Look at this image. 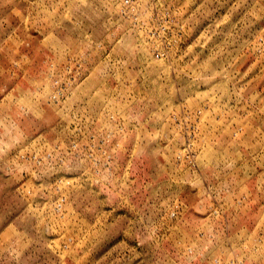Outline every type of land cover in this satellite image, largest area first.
<instances>
[{
  "label": "rangeland",
  "instance_id": "rangeland-1",
  "mask_svg": "<svg viewBox=\"0 0 264 264\" xmlns=\"http://www.w3.org/2000/svg\"><path fill=\"white\" fill-rule=\"evenodd\" d=\"M0 264H264V0H0Z\"/></svg>",
  "mask_w": 264,
  "mask_h": 264
},
{
  "label": "built area",
  "instance_id": "built-area-1",
  "mask_svg": "<svg viewBox=\"0 0 264 264\" xmlns=\"http://www.w3.org/2000/svg\"><path fill=\"white\" fill-rule=\"evenodd\" d=\"M124 2L126 3V4H128L129 3V0H124ZM162 55V52H160V51H157L156 53H155V57H159V56H161Z\"/></svg>",
  "mask_w": 264,
  "mask_h": 264
}]
</instances>
